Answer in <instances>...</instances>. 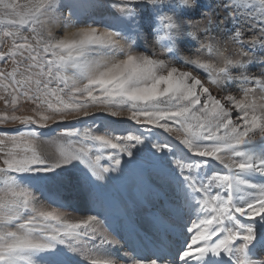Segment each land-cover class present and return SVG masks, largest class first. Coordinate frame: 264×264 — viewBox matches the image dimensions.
I'll return each mask as SVG.
<instances>
[{"label":"snow or ice","instance_id":"1","mask_svg":"<svg viewBox=\"0 0 264 264\" xmlns=\"http://www.w3.org/2000/svg\"><path fill=\"white\" fill-rule=\"evenodd\" d=\"M116 5L123 6L131 20L136 19V5L157 12L167 5L175 13L160 16L154 35V29H143L145 40L153 35L156 44H163L159 55H167V60L156 52L136 54L130 46L118 48L116 39L122 33L101 32L91 24L75 28L64 22L63 38L57 37L51 26L59 22L52 16L59 0H0V26H8L0 29V64H12L11 70L0 67V92L10 101L5 107L18 108L23 101L50 114L0 115V126H24L17 133H0V155L5 157L0 168V264H33L41 254H55L54 264H80L79 259H58L67 254L87 264H111L97 259L96 249L114 243L97 238L95 217L66 222L60 211L67 208L61 204L52 211H38L32 193L22 187L28 183L26 177H49L65 166L41 158L31 143L38 134L29 126L43 129L50 121L64 122L56 117L72 115L90 120L94 108L114 119L127 112L137 129L116 125L125 130L110 129L103 135L93 134L90 125L84 132L62 130L60 135L84 142L82 150L71 154L61 148L63 159L79 160L100 179L95 169L101 158L112 161L113 167L100 171L115 170L121 163L117 154L131 158V149L148 140L143 133H151V148L170 154L163 159L175 167L181 187L196 206L186 229L190 235L173 264H264L255 257L264 251V0H216L214 9L203 8L199 0H116ZM196 8L202 17L192 22L186 17ZM200 25L204 38L197 41V52L209 59L185 58L183 67L191 65L192 71L172 65L177 45L185 39L196 41L193 29ZM222 32L239 59L227 54L226 45L221 47L217 35ZM245 32L254 34L246 40ZM253 65L260 66L259 76L248 75ZM194 73L205 74V79ZM205 83L217 90L238 84L240 94L217 98ZM233 110L238 113L235 119ZM154 130L174 133L183 150L160 142L163 138ZM109 149L115 152L98 155L94 163L87 158L89 150L104 154ZM209 161L226 171L202 173ZM214 189L219 191L213 194ZM240 218L255 223L245 224ZM195 245L200 246L194 251ZM130 264L140 262L133 259Z\"/></svg>","mask_w":264,"mask_h":264},{"label":"rangeland","instance_id":"2","mask_svg":"<svg viewBox=\"0 0 264 264\" xmlns=\"http://www.w3.org/2000/svg\"><path fill=\"white\" fill-rule=\"evenodd\" d=\"M21 2H26V0H21ZM199 3L203 8L214 9L216 0H199ZM110 4L114 6L110 7ZM135 7L138 9L133 14L136 19L131 20L127 18L123 6L116 5V0H59V7L52 14L53 20L59 22L53 23L51 30L57 37L63 38L64 22H69L75 28H84L91 24L101 32L117 31L122 33L123 35L116 39L118 48L128 49L130 46L136 54L151 55L156 52L159 59L167 60V55H159V49L163 44H156L153 35L155 31L159 30L158 19L160 16L175 15V13L171 12L167 5H164L160 12L145 5H136ZM223 15L224 13L220 12V17ZM201 17V10L196 8L186 18L195 22ZM184 18L181 17V19ZM6 27L8 26H0V29ZM202 28L203 25H200L199 28L193 29L197 37L196 41L185 39L177 45L176 58L171 61L172 65L182 70L192 71L191 65L187 68L183 67L185 58L209 59L208 56L197 52L199 47L197 41L204 38V33L200 30ZM143 29H154L153 35H149L147 40L144 38ZM46 34L47 30L45 29ZM253 34L245 32L244 38L247 40ZM217 40L221 47L227 46L229 56L239 59L238 50L227 41L226 32L217 35ZM130 41L133 42L131 45H129ZM243 47L248 48L250 45L245 44ZM3 51H8L7 45L4 46ZM0 67L7 71L11 70L12 64H0ZM233 72L235 73V70ZM194 74H198L202 80L205 79L203 73ZM248 75L259 76L260 66L253 65L248 70ZM205 86L209 87L213 96L217 98L223 97L226 93L237 97L240 94L238 84H226L220 90L207 83ZM6 101L10 103L9 98L0 92V115L31 116L33 111L49 114L45 109H35L34 105L23 101L20 102L18 108L5 107ZM225 106L228 105L225 103ZM99 110L104 109L94 108L91 110L92 119L90 120H85L83 115L79 117L72 115L56 117L57 120L64 122L50 121L43 129H36L34 125L29 126L38 134L37 139L31 143L41 158L47 164H65V166L59 168L57 173L49 177H26L28 183L23 184L22 187L32 193L34 206L38 211H52L55 205L61 204L67 208V210L60 211V215L66 222H80L88 217H95L98 221L96 225L97 238L103 236L114 243V247L109 246L103 250L96 249L100 253L97 259L109 260L111 264H130L133 259L139 260L140 264H151L153 259H156L158 264L160 260H163L164 264H173L185 238L190 235L186 229L195 218L194 209L196 206L186 194V189L181 187L183 182L176 174L175 167L169 160L163 159V156L170 154H157L151 148L150 144L153 139L151 133H143L148 137V140L145 145L131 149V158L127 155L117 154L121 161L119 168L107 173L100 171L103 168L111 169L113 167L112 161L101 158L99 169H95L96 175L100 179H95L92 172L79 160H71L66 163L61 155V148L64 153L71 154L82 150L81 145L84 143L77 137L68 138L60 135L62 130L84 132L90 125L93 134L103 135L108 134L110 129L125 130L117 128L116 125H129L133 130L137 129L136 125H131L127 120V112L114 119L102 115ZM237 115L238 113L233 110V119ZM23 127L18 123L9 122L0 126V133H17ZM154 131L163 138L160 142L169 143L174 148L183 150L178 143L179 138L174 133L169 135L160 130ZM184 151L186 152V150ZM114 152L115 150L109 149L106 153L99 154L89 150L86 155L88 160L94 163L98 155L113 154ZM4 159L5 157L0 155V168L4 167ZM208 163L210 167L202 169V173L206 172L211 175L214 172L226 171L214 162L209 161ZM218 191L219 189H214L213 194ZM193 195L199 196V194ZM240 219L245 224L255 223V221ZM199 246H193V250L195 251ZM260 253L261 251H257L255 257L264 262V254ZM55 259H57L55 254H41L33 258V264H54ZM58 259H79L80 264H87L82 257H73L71 254ZM182 264H187V262H182Z\"/></svg>","mask_w":264,"mask_h":264},{"label":"bare ground","instance_id":"3","mask_svg":"<svg viewBox=\"0 0 264 264\" xmlns=\"http://www.w3.org/2000/svg\"><path fill=\"white\" fill-rule=\"evenodd\" d=\"M65 31H66V29H65ZM99 111H101L102 113H104V110H99ZM98 111V112H99ZM94 117V116H93ZM111 124V123H110ZM110 124H108V125H110ZM260 254H264V251H261V253ZM263 257H264V255H263ZM160 259V258H159ZM262 259V258H261Z\"/></svg>","mask_w":264,"mask_h":264}]
</instances>
